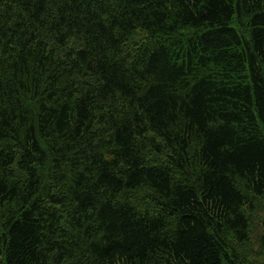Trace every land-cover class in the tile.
<instances>
[{"label":"trees","instance_id":"16d2710c","mask_svg":"<svg viewBox=\"0 0 264 264\" xmlns=\"http://www.w3.org/2000/svg\"><path fill=\"white\" fill-rule=\"evenodd\" d=\"M0 264H264V0H0Z\"/></svg>","mask_w":264,"mask_h":264}]
</instances>
